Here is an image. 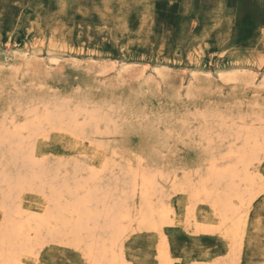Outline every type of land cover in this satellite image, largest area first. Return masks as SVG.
<instances>
[{
  "label": "rangeland",
  "instance_id": "1",
  "mask_svg": "<svg viewBox=\"0 0 264 264\" xmlns=\"http://www.w3.org/2000/svg\"><path fill=\"white\" fill-rule=\"evenodd\" d=\"M59 101L73 115L90 106L111 119L85 138L66 133L64 125L62 133L47 127L33 138L38 161L59 181L75 168L82 169L80 180L95 169L103 172L95 183L101 186L128 171L146 172L173 209V225L163 227L162 237L132 224L122 242L127 264H159L164 250L172 264L234 258L224 230L213 235L194 228L220 224L212 207L198 202L189 210V194L172 191V182L190 175L197 184L209 166L206 151L221 159L236 132L264 130V121L257 123L264 120V0H0V130L22 126L30 108L42 117L45 106L55 109ZM261 160L252 171L264 181ZM43 194L25 190L21 208L45 212L48 192ZM263 194L246 215L238 264H264ZM45 245L23 263L89 264L80 250Z\"/></svg>",
  "mask_w": 264,
  "mask_h": 264
},
{
  "label": "bare ground",
  "instance_id": "2",
  "mask_svg": "<svg viewBox=\"0 0 264 264\" xmlns=\"http://www.w3.org/2000/svg\"><path fill=\"white\" fill-rule=\"evenodd\" d=\"M67 105L60 101L57 102L58 107L55 109L47 107V105L43 109L42 117L34 112L35 107L30 108L26 113L28 118L25 123L23 122L24 124L22 123V126L18 127L17 125L10 131L0 130L2 132L0 133V208L4 211V217L0 221V264H24V256L34 257L35 250L38 247L42 248L48 241L80 250L89 264H127L124 259L122 242L124 238L126 239V233L133 223L137 224L138 231L159 232L160 237H162L164 226L173 225V209L168 205L162 190L157 188V186L161 188L160 184L156 186L154 182L153 174L156 172L151 176L146 172L128 171L115 183L101 186L95 183L103 172L99 171L101 174L98 175L95 173L97 170L95 168V171L89 174L88 179L83 177L85 180H80L79 172L82 169L75 168L69 177L59 181V178L55 177L52 167L45 165V162L41 160L38 161L39 158L35 153L36 148L33 147L36 144L32 145V140L45 132V128L60 131L61 126L64 125L62 130L64 131L66 127V133L68 132L73 137L85 138L90 132L97 133L101 125L104 124L107 127L110 124V116L106 118L94 108L91 109L90 106H88V110L85 108L86 111L76 110L73 115ZM23 106L20 102L15 104L17 110L22 111ZM38 108L40 107L38 106ZM90 109L91 111H89ZM118 112L120 111L118 110ZM254 117L257 118L256 115ZM257 119V123L264 121L261 117ZM232 120H224V123ZM234 123L236 122L234 121ZM221 124H223V120ZM253 125L255 124L253 123ZM224 126L226 125L224 124ZM220 127L222 128V125ZM244 130V133L236 132L234 134V144L229 147L226 157L217 159L214 150L205 152L209 166L207 171L200 176L197 184L192 182L190 175H185L179 182L174 178V182H172V191L189 194L188 201L192 203L189 204L190 209L187 207L189 210L192 209L191 207H196L198 202L207 203L212 207L220 219V224L208 227L201 224L198 226L195 223L194 228L199 233L213 235L216 231H225L224 233L231 243V254L234 257L227 264L240 263L237 259H239L238 255H241L242 228L245 219H247L246 215L253 201L261 192H264L262 176L258 172L252 171L255 165L262 161L261 157H264V130L246 129V126ZM207 132L205 128V133L207 134ZM25 133L28 136L25 137ZM206 134L201 135L206 138ZM218 137L220 138V136ZM237 141L241 142L240 146H236ZM211 144L213 143L211 142ZM210 146L206 147L210 148ZM105 163H109V161ZM199 171H195L196 174ZM66 173L62 177L69 174ZM156 178L155 180H157ZM25 190L31 192L36 190L42 194L44 190L48 192L46 195L48 207L46 206L45 212L41 214L28 213L21 208L19 196H22L20 194H23ZM118 192L121 195H118ZM136 196H139V205L134 202ZM204 203L203 205H206ZM189 221L191 222V220ZM161 239L164 241V238ZM163 245L166 247V243ZM167 251H158L159 258H156L159 259V264H172ZM35 257L38 256L35 254ZM218 262L212 264L222 263Z\"/></svg>",
  "mask_w": 264,
  "mask_h": 264
}]
</instances>
